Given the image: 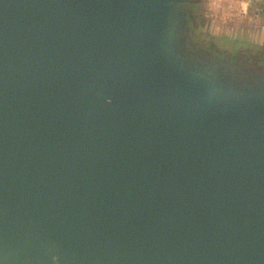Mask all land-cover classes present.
Returning <instances> with one entry per match:
<instances>
[{
  "label": "water",
  "instance_id": "water-1",
  "mask_svg": "<svg viewBox=\"0 0 264 264\" xmlns=\"http://www.w3.org/2000/svg\"><path fill=\"white\" fill-rule=\"evenodd\" d=\"M178 1L0 0V264H264V70Z\"/></svg>",
  "mask_w": 264,
  "mask_h": 264
},
{
  "label": "rangeland",
  "instance_id": "rangeland-1",
  "mask_svg": "<svg viewBox=\"0 0 264 264\" xmlns=\"http://www.w3.org/2000/svg\"><path fill=\"white\" fill-rule=\"evenodd\" d=\"M233 1L194 0L189 4L179 0L175 3L178 35L187 37L185 57L191 62L221 69L229 76L235 71L239 75L243 70L263 71L264 0H239L247 6L242 9L236 5L237 9L230 10Z\"/></svg>",
  "mask_w": 264,
  "mask_h": 264
},
{
  "label": "crops",
  "instance_id": "crops-1",
  "mask_svg": "<svg viewBox=\"0 0 264 264\" xmlns=\"http://www.w3.org/2000/svg\"><path fill=\"white\" fill-rule=\"evenodd\" d=\"M231 1H232V0H231ZM236 5L240 6L242 9H244L245 6H247V3H245L244 1L239 2V0H234V1L232 2V6L229 7L230 10L237 9L238 6H236ZM248 6H249V5H248Z\"/></svg>",
  "mask_w": 264,
  "mask_h": 264
},
{
  "label": "flooded vegetation",
  "instance_id": "flooded-vegetation-1",
  "mask_svg": "<svg viewBox=\"0 0 264 264\" xmlns=\"http://www.w3.org/2000/svg\"><path fill=\"white\" fill-rule=\"evenodd\" d=\"M183 2H184V3H189V4H190V3H193L194 0H183ZM261 62H262V61H261Z\"/></svg>",
  "mask_w": 264,
  "mask_h": 264
}]
</instances>
